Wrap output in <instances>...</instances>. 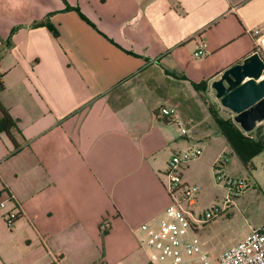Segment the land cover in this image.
Instances as JSON below:
<instances>
[{"label": "crops", "instance_id": "obj_1", "mask_svg": "<svg viewBox=\"0 0 264 264\" xmlns=\"http://www.w3.org/2000/svg\"><path fill=\"white\" fill-rule=\"evenodd\" d=\"M253 51L264 0H0V102L22 143L11 153L0 132V264H153L138 237L169 202L168 162L194 147L212 166L235 156L211 82ZM210 135L223 142L202 159Z\"/></svg>", "mask_w": 264, "mask_h": 264}, {"label": "built area", "instance_id": "obj_2", "mask_svg": "<svg viewBox=\"0 0 264 264\" xmlns=\"http://www.w3.org/2000/svg\"><path fill=\"white\" fill-rule=\"evenodd\" d=\"M204 51L205 44L201 42L197 45L194 55L200 56ZM160 114L169 120L173 119L172 112L167 108H161ZM177 124L180 132L186 133V128L181 126L180 122ZM201 153L199 147L189 148L170 158L163 174L169 202L153 224L144 222L140 225L141 233L138 237L140 244L155 251L153 264H264V224L252 228L242 239L228 246L216 257L192 239L191 234L197 227L196 223L207 224L220 215V211L211 209L196 216L192 211L187 212L182 208L184 201L189 205L195 203L199 186L181 181L180 164L200 157ZM220 159L224 161V158ZM221 167V163H216L213 169L218 181L224 178ZM225 184L229 191L234 186L239 187L238 191L242 186V183L229 178L225 179ZM3 206L4 202L0 201V209ZM14 216H6L7 224L13 222ZM108 227V221L102 220L100 223L102 233Z\"/></svg>", "mask_w": 264, "mask_h": 264}, {"label": "rangeland", "instance_id": "obj_3", "mask_svg": "<svg viewBox=\"0 0 264 264\" xmlns=\"http://www.w3.org/2000/svg\"><path fill=\"white\" fill-rule=\"evenodd\" d=\"M222 108L224 107L217 109L214 114L234 121V113L228 108ZM244 132L253 137L264 133V120L258 122L252 131ZM205 142H208V146L206 150L203 149L202 159L206 154H214L215 148L219 142L222 144L223 139L210 135L202 140V147ZM221 156L222 159L227 160L221 167L222 176H224L221 181L217 180L212 164L197 160L198 158L182 162L179 167L181 181L199 186L195 203L189 205L187 201H184L182 208L187 212L192 211L196 216L211 209L220 211L221 219L215 227L206 229L205 224L196 223L199 229L198 235L210 254L218 251L224 244L230 243L232 239L240 237L251 224L258 223L264 215V151L252 160L250 171L243 167L237 157L230 155L228 150ZM226 178L242 183L240 190L237 191L239 187L234 186L229 191L225 186ZM236 199H239L237 204L234 203Z\"/></svg>", "mask_w": 264, "mask_h": 264}, {"label": "water", "instance_id": "obj_4", "mask_svg": "<svg viewBox=\"0 0 264 264\" xmlns=\"http://www.w3.org/2000/svg\"><path fill=\"white\" fill-rule=\"evenodd\" d=\"M264 57L253 51L211 82L220 104L234 113L242 130L252 131L264 120Z\"/></svg>", "mask_w": 264, "mask_h": 264}, {"label": "trees", "instance_id": "obj_5", "mask_svg": "<svg viewBox=\"0 0 264 264\" xmlns=\"http://www.w3.org/2000/svg\"><path fill=\"white\" fill-rule=\"evenodd\" d=\"M4 88L3 82L0 80V91ZM0 132H4L12 143L11 153H16L22 147V143L18 141L17 135L21 132L17 126V121L10 115L8 110L0 102ZM214 119L220 134L226 141L232 154H234L243 167L252 170V159L260 152L264 151V133L257 134L256 137L246 135L245 132L232 119H223L214 114ZM226 158L222 161L220 158L216 163L223 166ZM216 163L213 164V169ZM15 215L13 221L18 218Z\"/></svg>", "mask_w": 264, "mask_h": 264}]
</instances>
